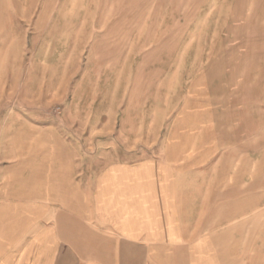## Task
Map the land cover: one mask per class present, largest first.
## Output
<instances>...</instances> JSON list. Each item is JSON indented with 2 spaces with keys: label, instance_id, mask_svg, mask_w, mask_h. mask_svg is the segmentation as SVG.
<instances>
[{
  "label": "rangeland",
  "instance_id": "rangeland-1",
  "mask_svg": "<svg viewBox=\"0 0 264 264\" xmlns=\"http://www.w3.org/2000/svg\"><path fill=\"white\" fill-rule=\"evenodd\" d=\"M178 147L210 155L209 246L163 264H264V0H0L5 201L45 155L87 178Z\"/></svg>",
  "mask_w": 264,
  "mask_h": 264
},
{
  "label": "crops",
  "instance_id": "crops-1",
  "mask_svg": "<svg viewBox=\"0 0 264 264\" xmlns=\"http://www.w3.org/2000/svg\"><path fill=\"white\" fill-rule=\"evenodd\" d=\"M159 156L87 178L76 174L81 165L47 155L29 164L27 195L0 193V264H163L165 253L207 250L205 239L196 244L190 203L210 204V155L178 147ZM219 186L226 194L227 180Z\"/></svg>",
  "mask_w": 264,
  "mask_h": 264
}]
</instances>
